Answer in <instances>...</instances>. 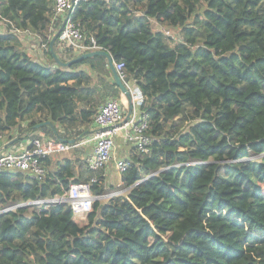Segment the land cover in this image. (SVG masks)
<instances>
[{
	"label": "trees",
	"instance_id": "trees-1",
	"mask_svg": "<svg viewBox=\"0 0 264 264\" xmlns=\"http://www.w3.org/2000/svg\"><path fill=\"white\" fill-rule=\"evenodd\" d=\"M70 19L124 63L151 141L146 152L131 144L118 170L125 191L95 199L84 224L68 202L11 207L72 183L105 195L104 169L88 158L43 156L40 178L1 171L0 264H264V0H84ZM0 21L7 141L76 139L120 98L102 55L52 70L28 54L35 35L54 61L51 0H0ZM67 52L64 61L76 56ZM47 120L54 129L34 128Z\"/></svg>",
	"mask_w": 264,
	"mask_h": 264
},
{
	"label": "built area",
	"instance_id": "built-area-1",
	"mask_svg": "<svg viewBox=\"0 0 264 264\" xmlns=\"http://www.w3.org/2000/svg\"><path fill=\"white\" fill-rule=\"evenodd\" d=\"M51 1L53 3L54 19L62 22L65 16H68L64 28L58 36V43L63 46V49H71L75 54L91 50H105L101 46H98L92 37L90 38V42L86 43L85 36L79 26L70 19L75 6L78 2L84 0ZM166 33L168 34L169 32L166 31ZM40 46L45 50V44L40 43ZM29 47L31 50L30 45ZM114 67L121 80L131 92L133 109L128 120H125L126 110L118 99H108L98 107L93 120L95 128L88 140L93 143V152L88 158V167L93 170L104 169L114 160L116 168L122 172L127 168L129 162L127 159L116 158L114 150V139L116 136L120 132H124L130 144H133L142 152L147 151L151 139L146 134L148 128L147 115L145 113L138 114L137 110H135V102H140L141 100L139 89L125 81L123 62H114ZM3 136L0 134V141L4 139ZM83 143L54 141L51 138H40V136L31 138L25 146L19 147L15 152H0V172L4 170H21L30 172L33 176L40 178L45 174V168L40 162L41 157L65 152ZM101 197L103 196H94L91 193L89 183L80 182L72 183L63 195H57L49 199L29 201L15 207L34 202L45 207L68 202L74 215H86L92 208V202Z\"/></svg>",
	"mask_w": 264,
	"mask_h": 264
},
{
	"label": "crops",
	"instance_id": "crops-1",
	"mask_svg": "<svg viewBox=\"0 0 264 264\" xmlns=\"http://www.w3.org/2000/svg\"><path fill=\"white\" fill-rule=\"evenodd\" d=\"M161 27L163 29L165 28L163 26H161ZM40 40L41 39L38 36H35L34 35L33 41L31 42V45H30L32 49L30 50V47H28V54L34 60L39 61L40 63H42V64H44L46 66H49L52 70H55L57 68V66L54 63V61L48 59L47 56L45 55V53L43 52L44 49L41 48V46H40V43H41ZM26 42H28V41H26ZM118 100L120 101L122 107L127 112V102H126V99L120 94V98ZM135 103H136V105H135V107H136L139 104V102H135ZM135 110H137V109L135 108ZM80 128H84V127H80ZM94 128H95V124H94V122H92L90 125H88L85 128V130L83 131L82 136L77 137L76 139H70L73 142H78V143L84 142L83 144H81L80 146L75 147V148H73L71 150H68V151H65V152H62V153H57V156H59L60 158H72V159L78 158V159H81V160H84L85 158H89L91 156L92 152H93V143L90 142V141H88V140L91 137ZM39 136H40V138H43V139H50L51 138V136L48 133H44V132H41L39 134ZM30 140H31V138H27L25 140L20 141L19 144L12 143L9 147H7L6 149H4L2 152H15L16 150H18L19 147L25 146L27 144V142L30 141ZM6 142H7V140L4 137V139H2L0 141V148ZM65 142H67V141H65ZM128 144H130V142L126 139L125 133L124 132H120L116 136V138L114 139V150H115V156H116V158L126 159V158L129 157L130 150L129 151L128 150L126 151V148H125V146H127ZM129 146H131V144ZM121 150H122V152H121ZM113 169H116L117 170L118 178L116 179V181H118V183L120 184V181H119V172H118V169L115 166L114 160L111 161V163H109L107 165V167L104 170V175L107 178V176L110 175V172ZM111 194L114 195V194H118V193H111ZM103 196H105V195H103ZM81 219L82 218L80 217V215H79V220L75 219V216H74V220L76 222H78L79 224H84L85 221L82 223L81 222Z\"/></svg>",
	"mask_w": 264,
	"mask_h": 264
},
{
	"label": "water",
	"instance_id": "water-1",
	"mask_svg": "<svg viewBox=\"0 0 264 264\" xmlns=\"http://www.w3.org/2000/svg\"><path fill=\"white\" fill-rule=\"evenodd\" d=\"M68 16H65V18L62 20L60 27L55 31L53 37L51 38V40L49 41V50L50 53L52 55V58L54 60V62L58 65V66H62V67H68L70 66L72 63L75 62H79L82 61L85 58L88 57H92L95 55H102L106 58L107 60V64H108V68L110 69L111 73H112V77L114 80V83L116 84V86L119 88L120 90V94L126 99L127 102V112L125 114V120H128L129 115L133 109V101H132V96H131V92L130 90L126 87V85L124 84V82L121 80V78L119 77L115 67H114V62L113 59L110 55L109 52H107L106 50H91V51H86V52H82L79 54H76V56H74L73 58L69 59V60H62L54 51L53 48V44L55 42V40L58 38L60 32L62 31V29L64 28L65 22L67 20ZM43 125H49L52 129H54L53 124L47 120L41 123H38L34 126V128H39ZM16 140V138H13L11 140H8L5 144H3V146L0 148V152H2L4 149H6L7 147H9L12 143H14V141ZM67 141V142H71L72 140H62ZM73 142V141H72ZM4 210L0 211L3 212Z\"/></svg>",
	"mask_w": 264,
	"mask_h": 264
},
{
	"label": "rangeland",
	"instance_id": "rangeland-1",
	"mask_svg": "<svg viewBox=\"0 0 264 264\" xmlns=\"http://www.w3.org/2000/svg\"><path fill=\"white\" fill-rule=\"evenodd\" d=\"M3 31H5V24H4L3 21H0V32H3ZM30 44H31V42L29 43V45ZM43 52H45V51H43ZM58 54L60 56H62V57H68V55H69L68 52H67V50L66 49H63V46L61 44L58 45ZM82 68H84V69L87 70L88 69V66H85L84 65V66H82ZM179 120H180V118L177 119V122ZM129 145L130 144H128L127 146H125L126 151L127 150L129 151L131 149V146H129ZM121 152H122V150H121ZM245 160H248V159H245ZM105 168H104V170H105ZM117 178H118L117 170L116 169H113L110 172V175L107 176L106 182H105V187L107 188V190L110 189V191L108 190V192L105 193V196L101 197L100 199H106V198H108L110 195H112L111 193H122V192L125 191V189L120 188V184L118 183V181H116ZM22 206L28 207V210L31 211V212L32 211H38L42 207V205L37 204L36 202L29 203L27 205H22ZM11 208H15V205H13V207H11ZM74 216H75V219L79 220V215H74ZM80 217L82 218L81 219V222L82 223L84 221H86V215L81 214Z\"/></svg>",
	"mask_w": 264,
	"mask_h": 264
}]
</instances>
